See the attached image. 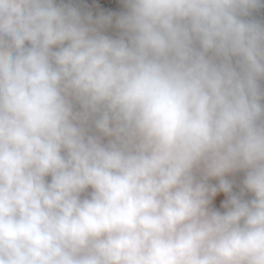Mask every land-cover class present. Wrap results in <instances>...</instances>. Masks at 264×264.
<instances>
[{
	"label": "clouds",
	"instance_id": "obj_1",
	"mask_svg": "<svg viewBox=\"0 0 264 264\" xmlns=\"http://www.w3.org/2000/svg\"><path fill=\"white\" fill-rule=\"evenodd\" d=\"M120 2L0 0V264H264V0Z\"/></svg>",
	"mask_w": 264,
	"mask_h": 264
},
{
	"label": "crops",
	"instance_id": "obj_2",
	"mask_svg": "<svg viewBox=\"0 0 264 264\" xmlns=\"http://www.w3.org/2000/svg\"><path fill=\"white\" fill-rule=\"evenodd\" d=\"M63 2L70 3L72 6L78 7L82 12L91 13L94 18L102 14L106 15L112 13L115 15L125 9L120 0H63ZM228 178L235 179L236 184L234 185V192H238V185L242 176H237L235 178L230 176ZM212 182L216 183V181ZM245 198H250V196H246ZM224 199H226V197L221 193L218 199L214 201V207L220 211H224V209L220 207V201Z\"/></svg>",
	"mask_w": 264,
	"mask_h": 264
},
{
	"label": "rangeland",
	"instance_id": "obj_3",
	"mask_svg": "<svg viewBox=\"0 0 264 264\" xmlns=\"http://www.w3.org/2000/svg\"><path fill=\"white\" fill-rule=\"evenodd\" d=\"M124 11H125V9L121 10L120 12L116 13L115 15H113L114 20H115V16L119 15L120 13H122ZM117 31L118 30L115 28V24L114 23H113V25L111 27L105 29L106 34L113 35V36L116 35Z\"/></svg>",
	"mask_w": 264,
	"mask_h": 264
},
{
	"label": "built area",
	"instance_id": "obj_4",
	"mask_svg": "<svg viewBox=\"0 0 264 264\" xmlns=\"http://www.w3.org/2000/svg\"><path fill=\"white\" fill-rule=\"evenodd\" d=\"M90 191V190H89Z\"/></svg>",
	"mask_w": 264,
	"mask_h": 264
}]
</instances>
